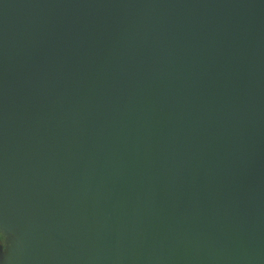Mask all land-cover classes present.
Listing matches in <instances>:
<instances>
[{
  "label": "water",
  "instance_id": "water-1",
  "mask_svg": "<svg viewBox=\"0 0 264 264\" xmlns=\"http://www.w3.org/2000/svg\"><path fill=\"white\" fill-rule=\"evenodd\" d=\"M0 264H264V0H0Z\"/></svg>",
  "mask_w": 264,
  "mask_h": 264
},
{
  "label": "flooded vegetation",
  "instance_id": "flooded-vegetation-1",
  "mask_svg": "<svg viewBox=\"0 0 264 264\" xmlns=\"http://www.w3.org/2000/svg\"><path fill=\"white\" fill-rule=\"evenodd\" d=\"M0 246L4 247V237L2 236L1 233H0Z\"/></svg>",
  "mask_w": 264,
  "mask_h": 264
}]
</instances>
